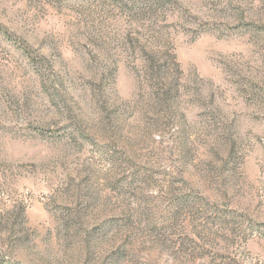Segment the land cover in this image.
<instances>
[{
    "label": "rangeland",
    "instance_id": "rangeland-1",
    "mask_svg": "<svg viewBox=\"0 0 264 264\" xmlns=\"http://www.w3.org/2000/svg\"><path fill=\"white\" fill-rule=\"evenodd\" d=\"M0 264H264V0H0Z\"/></svg>",
    "mask_w": 264,
    "mask_h": 264
}]
</instances>
